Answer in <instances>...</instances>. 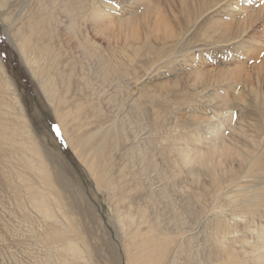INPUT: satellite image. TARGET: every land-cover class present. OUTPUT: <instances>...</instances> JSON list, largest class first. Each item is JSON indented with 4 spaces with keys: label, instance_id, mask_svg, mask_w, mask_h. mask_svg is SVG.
Listing matches in <instances>:
<instances>
[{
    "label": "rangeland",
    "instance_id": "1",
    "mask_svg": "<svg viewBox=\"0 0 264 264\" xmlns=\"http://www.w3.org/2000/svg\"><path fill=\"white\" fill-rule=\"evenodd\" d=\"M258 2L123 0L118 10L109 0H96L99 21L90 20L85 28L91 36L97 33L94 41L114 73L112 84L102 85L95 72L79 73L75 65L77 85L88 83L73 89L85 97L88 119L81 131L59 120L63 111L44 96L0 19V120L18 143L38 148L44 164L43 174H33L9 146L0 144V264H61L53 235L62 228L85 253L84 264H116L111 241L117 244L118 264H128L116 198L98 186L87 165L94 151L81 155L71 145L72 137L112 124L120 129L121 140L108 141L103 163L111 167L119 188L133 197V210L160 226L170 228V221L178 220L166 264H264V206L259 203L264 193V14L257 16ZM247 21L246 31L237 34ZM60 33L57 50H64L59 43L66 35ZM18 102L29 129L19 117ZM232 111L238 113L234 121ZM212 140L236 152L224 163L230 174L222 173V167L207 173L179 156L207 150ZM132 146L137 153L148 151L158 170L143 171L138 161H129ZM240 152L249 160L258 156L263 170L241 164ZM130 171L134 182L128 180ZM45 174L61 208L52 198V217L34 207L26 186L42 190ZM65 214L73 227L66 229Z\"/></svg>",
    "mask_w": 264,
    "mask_h": 264
},
{
    "label": "bare ground",
    "instance_id": "2",
    "mask_svg": "<svg viewBox=\"0 0 264 264\" xmlns=\"http://www.w3.org/2000/svg\"><path fill=\"white\" fill-rule=\"evenodd\" d=\"M95 1L0 0V19L5 26V35L15 46L25 66L32 73L33 78L37 79L40 90L47 100L50 103L56 104L55 108L59 113L63 111V115L60 114L61 118L59 117V120L64 124L69 123L70 126L72 125L73 131L79 130L84 126V119H88L85 118V104L82 102V99H85V97H79L78 91H73L75 87L80 89L82 85V83H80L81 85L79 83L77 85V81L73 78L74 73H76L75 65L78 64L77 72L80 71L79 73L85 70H88L90 73L95 72V76L102 82V85L110 86L112 84L111 75L114 73L110 59L101 52L100 47L97 45L98 43L96 44L98 38L96 40L94 36L97 33L91 36L89 31H87V27L85 28V25L88 24L87 22L97 19L102 12L100 10L99 14ZM181 1L184 3L186 0ZM204 1L206 2L207 0ZM262 13L264 14V9L256 12L257 16L262 15ZM249 22V24H252L254 20L251 19ZM249 24L248 21L242 23L236 33L245 32ZM62 31L66 35V38L64 37L65 40L59 43V45L60 48H64L65 46L66 49L57 50L58 42H61L59 38ZM65 42L67 45H64ZM80 78L82 79V77ZM87 85L88 83L84 81L82 86L87 88ZM18 110L23 126L29 129L25 118V110H23V106L20 103ZM116 125L112 124L104 131H102V128H99L95 131H87L81 134V136L72 137L71 145L79 148L78 150H80L81 155L88 154L90 150L94 151L93 157L87 160V165L93 175H95L98 186L105 187L116 198V219L124 242L127 263L166 264V260L173 249V242L171 241L173 237H171V234L176 233L180 228L177 225L178 220L176 218L170 221L171 225L169 228L168 225L164 224L160 226L159 221L149 220L143 211H139L138 209L133 210V197L128 192L121 190L119 188L120 184L111 177V167H109V164H104L103 162L111 146V141L113 140L115 143H118L121 140V132ZM29 133L33 135L31 130H29ZM214 135L218 137L217 139L220 138L218 131ZM212 142L207 150L192 153L184 152L180 153L179 156L184 164L191 167L200 166L210 174L221 171L220 167L225 171L222 170L224 174L232 172L224 167V163H226L228 157L235 155L236 152L233 153L232 148L226 145L224 147L219 146L216 140H212ZM0 144L9 146L10 151L16 153L22 159L21 163L23 162L25 168L33 174L44 173V164L38 148H31L25 143H18L13 138V134L8 133V127L1 120ZM149 145L151 144L149 143ZM137 150V147H131L128 160L132 162L138 161V164L142 165L143 171L149 172L150 170L156 172L158 164L154 162L150 153L148 151L144 152L145 154L137 153ZM237 155L241 164L249 163V167L253 168V170H263L260 163L261 159L258 156L249 160V157L245 153L241 154L240 152ZM128 175L129 182H134L136 175L131 171ZM40 180L45 186L42 190L37 189L33 184L27 183L26 186L31 192V201L34 207L45 217H52L53 214L49 201L52 198L55 199L54 187L48 174L43 175ZM164 193V197L168 199L166 203L167 209H170L172 204L170 202L169 206V196L166 195L167 192ZM251 199L249 197L246 199V202H252ZM54 201L56 206L60 208L59 200L55 199ZM259 201L260 205L264 206V193L259 194ZM88 208L89 210L92 209L90 206ZM64 217L68 219L69 224V226H66V229L73 227L74 223L71 222L67 214ZM171 217L173 215L170 216V219ZM158 225L160 226V230H158ZM163 227L167 228L164 230ZM53 239L59 246L61 264L87 263L85 253L66 234L63 228L55 232ZM109 250L113 261L118 264L120 256L117 244L114 246L112 241L109 242ZM168 264H176V261L172 260ZM231 264L236 263L232 262Z\"/></svg>",
    "mask_w": 264,
    "mask_h": 264
},
{
    "label": "snow or ice",
    "instance_id": "3",
    "mask_svg": "<svg viewBox=\"0 0 264 264\" xmlns=\"http://www.w3.org/2000/svg\"><path fill=\"white\" fill-rule=\"evenodd\" d=\"M245 2L249 6H251V5H253L254 0H236L237 5H240L241 3H245ZM109 3L110 4H114L115 8L118 9V10L122 9L123 6H124L123 0H109ZM255 7L258 8V9H264V0H259V2L256 3ZM260 56L264 57V52H261ZM237 118H238V113L235 112V111H232L231 112V121H234ZM51 127H52V130L56 133V135L58 137H62L61 130H60V127H59L58 124H53V125H51Z\"/></svg>",
    "mask_w": 264,
    "mask_h": 264
}]
</instances>
